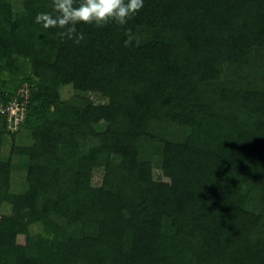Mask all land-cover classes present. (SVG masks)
<instances>
[{
	"label": "trees",
	"instance_id": "1",
	"mask_svg": "<svg viewBox=\"0 0 264 264\" xmlns=\"http://www.w3.org/2000/svg\"><path fill=\"white\" fill-rule=\"evenodd\" d=\"M51 3L0 0V104L34 86L0 116V264H264V0H144L80 44Z\"/></svg>",
	"mask_w": 264,
	"mask_h": 264
},
{
	"label": "clouds",
	"instance_id": "2",
	"mask_svg": "<svg viewBox=\"0 0 264 264\" xmlns=\"http://www.w3.org/2000/svg\"><path fill=\"white\" fill-rule=\"evenodd\" d=\"M143 6L144 0H80L79 4L76 0H52V11L37 13L34 20L45 29H59V36L80 44L84 40V34L77 31L78 24H94L102 28L115 22L123 26ZM125 35V47L131 46L138 39L131 29H127Z\"/></svg>",
	"mask_w": 264,
	"mask_h": 264
},
{
	"label": "built area",
	"instance_id": "3",
	"mask_svg": "<svg viewBox=\"0 0 264 264\" xmlns=\"http://www.w3.org/2000/svg\"><path fill=\"white\" fill-rule=\"evenodd\" d=\"M34 86L24 84L7 103L0 104V116H6L8 129L14 132L24 122Z\"/></svg>",
	"mask_w": 264,
	"mask_h": 264
},
{
	"label": "rangeland",
	"instance_id": "4",
	"mask_svg": "<svg viewBox=\"0 0 264 264\" xmlns=\"http://www.w3.org/2000/svg\"><path fill=\"white\" fill-rule=\"evenodd\" d=\"M73 86H71V87H68L67 89H65L64 91H63V97L64 98H69L70 96H71V93H72V91H73ZM94 99V101H95V104L98 106V107H100L99 109H103V102L99 99V98H97V97H94L93 98ZM102 112V111H101ZM96 122L98 123V124H100V126H104V122L102 121V120H100V118H98L97 120H96ZM20 142H22V143H26V142H28L29 140H28V136H27V134H25V133H22V136H21V139L19 140ZM100 178H101V173L100 172H97L96 174H95V176H94V182L95 183H99V181H100ZM14 192V191H13ZM3 212L4 213H8L9 212V207H4L3 208ZM24 238L23 237H21V238H18V241H21V242H24Z\"/></svg>",
	"mask_w": 264,
	"mask_h": 264
}]
</instances>
